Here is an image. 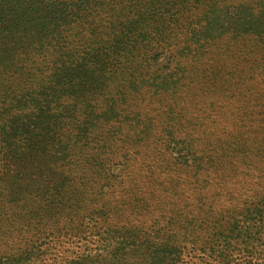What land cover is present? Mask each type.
<instances>
[{"label":"trees","instance_id":"16d2710c","mask_svg":"<svg viewBox=\"0 0 264 264\" xmlns=\"http://www.w3.org/2000/svg\"><path fill=\"white\" fill-rule=\"evenodd\" d=\"M263 213L264 0H0V264H264Z\"/></svg>","mask_w":264,"mask_h":264},{"label":"rangeland","instance_id":"374dc122","mask_svg":"<svg viewBox=\"0 0 264 264\" xmlns=\"http://www.w3.org/2000/svg\"><path fill=\"white\" fill-rule=\"evenodd\" d=\"M244 185H238L237 187H243ZM248 186H245L244 188H247ZM247 200H238V204H229L227 201L225 202V206H221L220 208H213L212 212L213 214H232V211L234 209H237L236 213L244 210V207L250 202H246ZM211 199L208 200V204L213 203ZM247 204H246V203ZM215 204V203H214ZM243 205L242 208H234L240 205ZM206 209V206L204 207ZM241 209V210H240ZM240 210V211H239ZM208 212V211H207ZM235 214V213H234ZM233 215V214H232ZM264 217V213L262 214V218ZM62 240L59 242V240ZM92 238H88L87 241L85 240H76V241H66L62 239V237L57 238L56 235L50 236L49 238H45L40 240L35 247H40L42 248L43 251H46L44 254L41 256L37 257V264H57L60 262H67L68 260L74 258L76 255H80L84 252H87L88 249L90 248L91 244L90 241H92ZM56 243V244H55ZM191 261L192 263L196 261V259H187ZM213 262V261H212ZM190 264V263H189ZM211 264V263H209ZM212 264H219L213 262ZM228 264H246L242 262V260H236ZM252 264V263H249ZM253 264H259L257 262H253Z\"/></svg>","mask_w":264,"mask_h":264}]
</instances>
